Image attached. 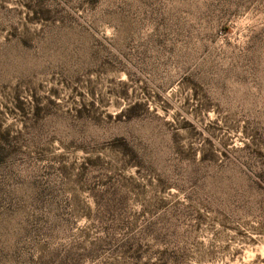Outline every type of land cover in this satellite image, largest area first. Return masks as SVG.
Instances as JSON below:
<instances>
[{
	"label": "rangeland",
	"instance_id": "374dc122",
	"mask_svg": "<svg viewBox=\"0 0 264 264\" xmlns=\"http://www.w3.org/2000/svg\"><path fill=\"white\" fill-rule=\"evenodd\" d=\"M0 264H264V0H0Z\"/></svg>",
	"mask_w": 264,
	"mask_h": 264
}]
</instances>
